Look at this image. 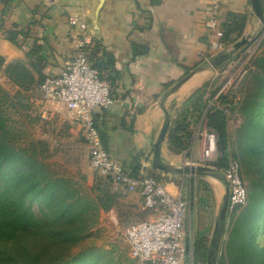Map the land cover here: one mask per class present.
I'll list each match as a JSON object with an SVG mask.
<instances>
[{
  "label": "crops",
  "instance_id": "1",
  "mask_svg": "<svg viewBox=\"0 0 264 264\" xmlns=\"http://www.w3.org/2000/svg\"><path fill=\"white\" fill-rule=\"evenodd\" d=\"M210 8L211 0H0L2 68L20 60L36 78L39 70L44 76L61 72L75 50L80 31L78 25L70 23V18L83 19L91 38L92 61L115 96L123 100V105L116 103L99 110L96 117L108 146L113 145L117 153L124 152L123 161L118 162L131 169L139 156L141 168L152 170L170 193L187 202V212L191 203L202 200L195 196L190 200L196 195V186L206 185L212 209H195L193 230L190 225L185 228L186 212L185 253H193L195 240L209 248L224 200L219 193L220 183H226L212 165L204 166L203 173L195 176L173 175L155 172L144 157L151 154V144L163 124V106L174 101L162 158L175 166L184 165L190 158L198 162L202 139L196 141L195 153L190 151L194 149L191 136L199 113V96L195 93L209 83L200 93L202 105L208 87L215 94L222 82L218 77L223 74L220 67L210 64L211 58L223 51L211 53L210 44L217 37L223 41V28L230 13L246 15L242 36L237 41L245 35L255 36L262 27L249 0H221L219 31L214 33L206 26ZM11 32L17 44L7 39ZM186 74L190 77L170 93V88ZM180 125L183 129L175 130ZM173 132L187 144L180 152L174 150L170 139ZM129 196L140 198L137 193ZM195 225L198 237L194 235Z\"/></svg>",
  "mask_w": 264,
  "mask_h": 264
},
{
  "label": "trees",
  "instance_id": "2",
  "mask_svg": "<svg viewBox=\"0 0 264 264\" xmlns=\"http://www.w3.org/2000/svg\"><path fill=\"white\" fill-rule=\"evenodd\" d=\"M245 22L246 15L230 13L224 24L223 41L227 44L236 42L242 36ZM7 39L18 43L13 32ZM261 44L263 52L254 60L258 69L255 75L257 87L243 104L239 101L232 105V110L241 106L244 108V158L256 156L264 173V36ZM91 51L89 58L94 65ZM3 63L4 58L0 56V65ZM4 72L17 86L18 94L21 90L38 87L46 77L39 70L36 78L20 60L8 63ZM204 89L200 88L195 93L199 96L197 107ZM3 95L10 97L6 91ZM220 99L224 102V95ZM206 117L207 126L218 135V150L221 152L218 160L210 165L222 172L231 159L226 138L228 116L223 110L214 109L208 111ZM178 128L183 129V126H176L175 130ZM11 132L6 117L0 111V264H120L113 258L103 261L100 254L93 250L71 257L70 251L93 226L99 209L108 211L115 205L117 197L126 196L112 192L106 178L109 190L102 191L96 200L80 194L70 178L55 174L43 161L48 152L46 142L38 140L31 147L21 148L12 143ZM170 139L176 152L187 147L176 132L170 134ZM139 159L138 156L134 160L136 163L130 169L132 174L141 169ZM241 171L243 174L242 164ZM149 172L154 175L152 170ZM254 186L250 185L249 192L247 189L245 207L234 218L223 245L229 264H264V181ZM34 203L41 206L40 214L32 209ZM241 207L229 215L232 216ZM220 264H224L223 256Z\"/></svg>",
  "mask_w": 264,
  "mask_h": 264
},
{
  "label": "rangeland",
  "instance_id": "3",
  "mask_svg": "<svg viewBox=\"0 0 264 264\" xmlns=\"http://www.w3.org/2000/svg\"><path fill=\"white\" fill-rule=\"evenodd\" d=\"M263 36L264 34L246 51L235 53L219 69V72L223 71V74L218 77V81H222L220 84L231 75L234 76V82L230 90L234 92V96L239 97L242 104L257 87L255 75L258 73V69L254 65V60L263 52L261 44ZM224 44V51H227L233 48L234 43L227 44L224 41ZM249 51L253 53L251 54ZM4 70L5 68L0 65V111L6 117L8 128L12 131V143L15 146L26 148L31 147L33 142L38 140L46 142L48 152L43 161L48 164L55 174L70 178L79 188L80 194L92 200H96L97 196L102 195V191L109 190L107 181L99 176L89 165L82 128L67 116L66 111L62 107H52L43 101L37 86L25 91L21 90L20 94H18L17 86L8 79ZM3 91H6L10 97L7 98L3 95ZM45 109L47 110L46 112ZM198 110V119L193 124L192 131L194 133L192 132L193 137L191 136L192 146L194 145V149L192 148L193 153H195V148L197 147L196 141L202 139V133L207 125V117L202 118L200 116L203 112V104L201 105L200 103ZM44 112L45 114H43ZM243 113L244 108L242 106L232 110L231 116L227 118L226 138L229 158H237L242 164L244 181L249 192L250 185L253 184L256 187L259 182L264 181V173L259 167V160L256 156L252 155L244 158L246 144L243 138V126L245 123V115ZM109 146V155L117 161H123L121 155L124 152L117 153L112 148L113 145L110 144ZM197 151H199L198 148ZM200 156L201 153L199 154ZM218 156L220 157V154L217 155V159L214 157L215 159L212 162L206 160L201 165L212 164L218 160ZM196 160L200 161V159ZM214 172L217 173L218 177L221 176L223 178V171L214 170ZM221 180L223 179L220 178ZM220 185L219 193L222 195L223 200L226 193V184L220 183ZM203 187L204 189L201 190ZM195 189L196 195H192L190 200L193 201L194 196L197 197L196 199L202 200H196L191 203L189 212H187L185 228H189L190 225L191 230H193V221L195 222V209L205 211L212 209L211 196L206 185L199 183ZM186 192L187 190L185 191L187 196ZM244 207L245 205L232 216L228 214L226 224L220 231L218 264H220L222 256L224 264H229L223 253V245L228 237L234 218ZM32 209L37 214L41 213V206L36 203L33 204ZM151 217V212L143 208L140 198L133 196L117 197L115 205L110 210L99 209L95 223L85 234L84 238L71 248L70 257L80 252L93 250L100 254L103 261H109L113 258L120 264H134L135 262L129 256L125 231L130 224ZM194 228V235L198 237L199 233L196 230V225ZM207 251L208 248L205 244L195 240L193 253H185L182 263L207 264ZM114 260L112 263H114Z\"/></svg>",
  "mask_w": 264,
  "mask_h": 264
},
{
  "label": "built area",
  "instance_id": "4",
  "mask_svg": "<svg viewBox=\"0 0 264 264\" xmlns=\"http://www.w3.org/2000/svg\"><path fill=\"white\" fill-rule=\"evenodd\" d=\"M220 7L221 0H211L206 23L217 34ZM70 23L80 28L75 50L61 72L46 75L38 86L43 101L52 107H62L67 116L82 128L89 165L99 176L108 179L112 192L121 196L137 193L143 208L151 212V218L134 222L125 231L129 256L135 264H181L185 255L183 240L187 202L180 195L170 193L163 182L149 170L141 168L137 174H132L130 169L105 151L96 121L97 113L116 103L123 105V100L115 96L109 82L90 61L91 38L86 22L72 16ZM224 48L225 44L219 37L210 44L211 53L224 51ZM233 77L231 75L220 84L215 94H211L208 87L203 99V112L200 115L202 118L214 109L223 110L228 117L231 116L232 105L240 101L230 90ZM222 95L225 97L224 102L220 99ZM219 154L221 156L218 135L206 125L202 133L200 161L188 159L185 164L199 166L206 160L212 162ZM223 179L228 189L230 214L245 205L248 197L239 160H229L223 170Z\"/></svg>",
  "mask_w": 264,
  "mask_h": 264
},
{
  "label": "water",
  "instance_id": "5",
  "mask_svg": "<svg viewBox=\"0 0 264 264\" xmlns=\"http://www.w3.org/2000/svg\"><path fill=\"white\" fill-rule=\"evenodd\" d=\"M252 12L260 20L262 27L260 31L255 36H243L240 40L233 44V48L220 52L219 54L213 56L210 60L211 66L214 68L220 67L224 62L228 61L233 57L235 53H241L246 51L254 42L264 34V1L263 0H249ZM190 77V74H186L180 78L169 90L170 93L175 92L182 86V84ZM176 103L173 101L169 106L164 109V120L160 128L157 138L151 144V154L146 155L144 160L149 162L150 166L154 170H160L165 174H178V175H188L195 176L203 173L206 167L204 166H194L184 164L182 166H175L167 163L162 158V145L166 139V136L171 127V111L175 107ZM100 139L102 146L105 151L109 152V146L107 143L106 136L100 132ZM228 189L226 187V193L224 195V200L221 205L218 217L216 219L215 229L213 236L210 241V245L207 251V264H218V253L220 249V231L226 224L228 218Z\"/></svg>",
  "mask_w": 264,
  "mask_h": 264
}]
</instances>
